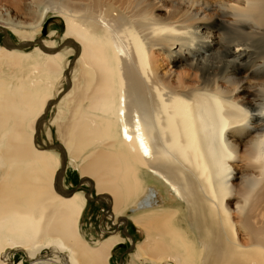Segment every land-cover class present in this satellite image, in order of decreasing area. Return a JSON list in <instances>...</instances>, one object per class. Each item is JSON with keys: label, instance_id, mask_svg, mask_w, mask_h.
Returning <instances> with one entry per match:
<instances>
[{"label": "bare ground", "instance_id": "bare-ground-1", "mask_svg": "<svg viewBox=\"0 0 264 264\" xmlns=\"http://www.w3.org/2000/svg\"><path fill=\"white\" fill-rule=\"evenodd\" d=\"M158 1L32 0L0 28V264H111L124 238L85 239L65 158L138 230L132 264H264V0H167L165 18ZM49 14L61 49L8 45L4 29L34 41ZM74 52L60 158L35 128Z\"/></svg>", "mask_w": 264, "mask_h": 264}, {"label": "rangeland", "instance_id": "rangeland-1", "mask_svg": "<svg viewBox=\"0 0 264 264\" xmlns=\"http://www.w3.org/2000/svg\"><path fill=\"white\" fill-rule=\"evenodd\" d=\"M153 2V0H147ZM49 5V2H44L43 5ZM158 5V6H157ZM36 4L32 2V0H0V28H2L6 20L12 21H20L23 23H27L31 20L32 12L35 11ZM42 6V5H41ZM40 6V7H41ZM16 7L22 9L23 13H15L14 9ZM152 8L154 14H156L159 18H165L166 10L171 8L169 2L167 0H159L158 4L153 3ZM208 23V20L205 21ZM44 27V32L42 31ZM4 29V28H3ZM41 31L35 36V39L47 38L49 40H53L55 44L57 43V49H61L65 43V39L61 40V36L64 32V22L63 19L58 15L49 14L46 18ZM7 36H10L11 43H20V40L16 35H14L11 31L6 30ZM4 31L0 29V45H3V35ZM34 39V40H35ZM213 40H217L216 34H214ZM38 44V43H34ZM33 44V45H34ZM33 45L31 47H33ZM31 47L23 48V50L28 51ZM69 61L63 70V77L59 78L53 87L54 99H52L47 105V110L45 111V118L41 120L40 129L38 131L39 135L36 132V142L41 148H49L54 149L60 154L59 149H55L49 147V144L59 143L61 145V137L58 129V107L55 105L57 101L70 89L68 87L65 89L68 81L66 78H70L69 70L74 65L76 60L75 52L69 56ZM178 70V67H175ZM174 68V69H175ZM184 69H187L185 67ZM192 72L191 69H187L186 73ZM59 91V92H58ZM56 95V96H55ZM53 105V106H52ZM56 106V108H55ZM44 114V113H43ZM57 118V119H56ZM71 165H70V164ZM75 168V169H74ZM61 169V165L59 167V171ZM60 173V172H59ZM62 173V172H61ZM84 180H87L84 178ZM63 184L67 189L74 190H82L85 195H89L86 197L87 207L84 211L83 217L81 218V228L82 234L85 239L91 244L94 245V242L98 240H102L109 235V232L116 231L123 238L124 241L116 245L111 253V257L109 259L111 264H132L131 259V251L133 250L132 242L136 243L142 239L136 227L133 223L128 220L120 224H114L112 218L110 217L111 206L109 202L107 203L105 199H102L101 196L96 195V190L89 184H84L83 178L81 177L79 170L75 167L68 158H65V166L63 169ZM78 187V188H77ZM64 189V188H63ZM88 198V199H87ZM125 223V224H124ZM15 256L12 258L14 262H18L23 258V254L21 252H15ZM24 259V258H23ZM30 262L26 259L23 264H29ZM141 264H151V263H141Z\"/></svg>", "mask_w": 264, "mask_h": 264}, {"label": "water", "instance_id": "water-1", "mask_svg": "<svg viewBox=\"0 0 264 264\" xmlns=\"http://www.w3.org/2000/svg\"><path fill=\"white\" fill-rule=\"evenodd\" d=\"M42 31L44 32V27H43V29H42ZM5 33V32H4ZM4 37H5V34L3 35V43H4ZM34 43H38L39 44V46H41V42H40V39H35L34 41H29V42H26V43H8V45L9 46H11V47H18V48H25V47H30V46H32ZM69 87V83H67L66 84V87H65V89H67ZM45 113L42 115V118L44 119L45 118ZM42 119V120H43ZM40 123H38L37 125H36V128H35V130L37 131V135H39V133H38V131H39V129H40V125H39ZM49 147H54V148H57V149H59L60 150V152L62 151V148H61V146H60V144L59 143H52V144H49L48 145ZM63 168H64V163H63V167H62V169H61V171H63ZM70 192H71V190H69Z\"/></svg>", "mask_w": 264, "mask_h": 264}]
</instances>
